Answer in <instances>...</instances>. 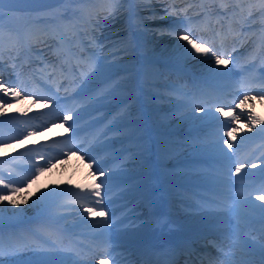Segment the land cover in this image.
<instances>
[{"label":"bare ground","instance_id":"1","mask_svg":"<svg viewBox=\"0 0 264 264\" xmlns=\"http://www.w3.org/2000/svg\"><path fill=\"white\" fill-rule=\"evenodd\" d=\"M40 1L42 0H5L3 5L18 7V5L36 4ZM221 1L225 2L226 0ZM254 1L244 6L247 8L252 5L254 8L250 16L245 12L242 18L239 17L242 23L256 18L255 12L259 9L260 0H257L256 3ZM235 3L238 4L237 1ZM47 5L53 6V3ZM190 7L193 8L188 9ZM200 8L199 0H131L130 3L127 0H63L53 10L47 7L39 12L30 11L26 14L21 11H13L14 13H10L8 27H3L0 23V36H2L0 39V62L6 59L12 67L24 68L23 64L18 65L19 63L16 62L21 51L26 49L23 53L30 52L35 56H40L41 54H38L35 49L38 42L42 45L46 44L47 47L54 46V42H58L61 50L63 48H79L80 46L84 52L85 49H92L91 54L94 56L95 66H86L87 69L90 68L87 70L88 72H84L83 76L99 74L98 72H101L110 63H121L127 69L116 70L108 81L114 83L115 87L118 83H123V85H118L116 89L112 90V87H108L109 82L104 84V87L109 89L105 97L115 98L118 93H121L122 96L118 99V96L116 97L115 105L112 106L115 111L108 118L109 120L112 117V122L113 120L117 121L116 129L113 132L127 134L131 127L128 121H131V115L135 114L137 115L136 123L139 124L137 128L153 129L152 132L147 131V136L148 138H157L161 136V130L165 128L187 125L197 119L195 116L197 111L191 105L193 103L181 108L175 105L182 97V93L175 87L176 83L185 80L182 76H186L190 71L209 72L215 67L220 71L224 68L228 70V64L215 65L213 57L210 56L188 57L184 49L180 47L187 42L179 40L178 36L169 34L175 24L170 25L156 21L169 19H167V15L163 16L162 11L188 14V11L192 12L194 9L199 10ZM196 13L192 12L191 14ZM31 16L34 21L28 22V18ZM175 17L177 18V16ZM130 18L132 24L129 23ZM153 18L156 20L148 21ZM56 21L61 22V29L48 32L47 24L55 26ZM200 31L202 32L200 37L207 39L205 34L207 28L201 27ZM19 32L28 33L29 37L21 36ZM41 34H45V36ZM246 34L241 36V41H246ZM249 34H254V32L250 30ZM133 37H135V41H131ZM228 39L232 40L233 37L229 36ZM133 45L137 49L133 48ZM231 45L232 43H226L222 48ZM53 48L57 50L55 46ZM61 50L57 51L65 54ZM61 57L65 58L63 55ZM167 58L169 59L167 60ZM2 63H0V83L12 86L7 80L11 82H15V80L5 74ZM49 65L53 66V62ZM26 66L28 69L30 65L26 63ZM168 77L174 81L171 83L172 87L160 88L158 80L170 81ZM102 80L106 82V77L102 78L96 75L93 81L102 83ZM149 91L171 92L174 97L167 98L164 95H158V93L154 95ZM134 93L140 94L141 97L138 98L139 95L132 97ZM0 98H2L0 103L5 105L0 108V168L4 169V172L0 171V180H3V183L0 184V196L7 195V200L0 201V222L13 221L12 225H0L1 235L14 228H21L18 226L22 222L35 226V222H37L35 216L46 218L47 214L53 212L56 205H60L66 200H72L71 197H62L59 204L55 203L58 187L64 188L65 191L77 192L78 188L74 179L83 177L85 182H89L98 174V171L95 169V165H92V158L84 155L81 151L79 153L80 148L76 149L72 142L65 139L67 128L74 124L73 120L64 121L62 117L65 115L54 113L49 108H43L45 102H38L31 97L24 98L21 95L20 98H14L0 93ZM120 99H127L128 102H121ZM91 104L93 103L85 104L83 108ZM81 107L73 110L71 114L79 111ZM243 109L248 110L247 107H243ZM249 110L248 112L251 114L252 112ZM92 113L89 112L86 115L91 117ZM231 113L230 118L241 116L243 117L241 120H248L250 117L241 109L232 110ZM146 114L150 120L145 124L139 123L138 118ZM230 123L234 126L237 125V122L233 120ZM16 125L20 127L16 129ZM29 133L35 134L29 135ZM94 139L91 137L88 143L93 144ZM57 145H61L62 150L56 148ZM152 147L153 145H151ZM38 166L43 167L44 171L39 173L34 182H29ZM13 171L19 173L20 176L10 174ZM5 184L19 188L20 191L12 194L11 187L6 189ZM52 193L55 195L49 196ZM46 196H48L47 199H42ZM87 200L94 204L93 200ZM78 206L81 205H61L59 207L62 209L60 211L68 213L69 218L66 219V222L77 225L78 221L76 220L92 216L89 212L82 211ZM125 211L121 213L124 214ZM126 217L132 224H137V219L131 212ZM79 226L82 227V224ZM29 248L34 251L27 257L31 264H53L51 258L58 255L56 252H40L36 245H31Z\"/></svg>","mask_w":264,"mask_h":264},{"label":"snow or ice","instance_id":"2","mask_svg":"<svg viewBox=\"0 0 264 264\" xmlns=\"http://www.w3.org/2000/svg\"><path fill=\"white\" fill-rule=\"evenodd\" d=\"M4 3H5V0H0V7H2ZM221 6L226 10V13H225L226 15H227V12L229 11L231 12L232 18H236V17L242 18L245 12H247V14L250 16L254 8V6L252 5H249L247 8H245L242 6V4H234L232 0H227V2L222 3ZM238 7H239V12H237ZM259 10L261 12V15L264 16V0H260ZM171 14L178 15V13H175V12ZM184 25H185V21L178 20L177 23L173 26V29L169 32V34L178 36L179 40L187 42L185 45H181L180 47L184 49L188 57L196 56L197 58H200L202 56H210V57L215 58L214 59L215 65H227L229 63V59H231V56L229 55V59H225L224 53L220 52V49L215 45L212 39H204L202 37H197L196 39H193L191 37H193L195 33H193L191 29L185 27ZM229 31H231V25H229ZM217 35H219V33H217ZM0 39H2V36H0ZM198 39H199V42H197ZM214 71L219 72L220 70L218 68H214ZM224 74L227 75V73H224ZM95 78H96V75L93 74L92 76H89L86 79H83L82 80L83 87L81 88L80 92L77 95H87V93L91 91V89L89 88V83L93 81ZM18 79H19V76H18ZM21 91H22V85H20L19 83L14 84L12 86H8L4 83H0V93H3L5 96L20 98ZM30 95L32 94L25 92L24 98H28ZM39 99L48 100V99H53V97L40 96ZM244 99L247 100L248 97L245 96ZM56 102L57 104H59V101H56ZM4 106L5 105L3 103H0V108ZM196 110L204 111L203 108H197ZM225 115H229V114L225 113ZM62 119L64 121L72 120L71 113H69L66 116H63ZM201 119H203V117ZM232 119L238 120L239 117L233 116ZM225 126H229V125H225ZM236 131L237 129L232 128L230 131L226 133V136L232 137L233 139H235L234 133ZM32 134H35V133H29V135H32ZM259 134L261 136H264V130H261ZM223 144L227 145V149H232L233 147L232 144L227 139H223ZM255 166L256 165L254 164L252 165V167H255ZM243 167H245L243 163L239 164L238 166H235L234 168L235 173H240ZM97 170L101 171L99 168ZM42 171H44V168L38 166L36 171L33 174V177L29 179V182H34V179L37 178L39 176V173ZM101 174H103L102 171H101ZM2 183H3V180H0V184ZM4 187L7 189L11 186L8 184H5ZM18 191H20L19 188L11 187L12 194H15ZM52 195H55V193L49 194V196H52ZM95 195L96 196L100 195L99 185L96 186ZM47 198L48 196L42 197V199H47ZM259 199L264 200V195L260 196ZM3 200H7V195L0 196V201H3ZM9 203H12V201H9ZM97 203H99V201H97ZM259 207L264 208V205H260ZM88 212L91 215H98V216L106 215V213L103 212V210L96 211L90 208L88 209ZM77 264H87V262L77 261Z\"/></svg>","mask_w":264,"mask_h":264},{"label":"rangeland","instance_id":"3","mask_svg":"<svg viewBox=\"0 0 264 264\" xmlns=\"http://www.w3.org/2000/svg\"><path fill=\"white\" fill-rule=\"evenodd\" d=\"M152 9H153V8H152ZM1 17H2V13H0V18H1ZM159 17H160V16H159ZM155 20H156V19L153 18V19H149L148 21L151 22V21H155ZM156 21H157L158 23H161V22H159L158 20H156Z\"/></svg>","mask_w":264,"mask_h":264}]
</instances>
